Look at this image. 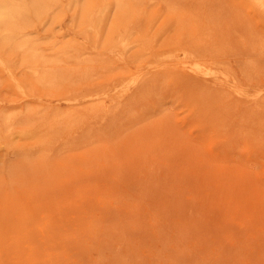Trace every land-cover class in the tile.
<instances>
[{
  "label": "rangeland",
  "instance_id": "1",
  "mask_svg": "<svg viewBox=\"0 0 264 264\" xmlns=\"http://www.w3.org/2000/svg\"><path fill=\"white\" fill-rule=\"evenodd\" d=\"M61 1L32 35L47 52H84V67L63 66L74 82L48 90L16 69L22 93L0 63V115L20 112L0 139V264H264V12L248 0H145L110 37L122 21L113 0H81L107 4L95 31ZM128 29L142 52L100 50ZM181 47L231 81L139 66L170 50L182 60ZM103 92L81 105L98 111L81 127L42 125L72 111L67 98Z\"/></svg>",
  "mask_w": 264,
  "mask_h": 264
},
{
  "label": "bare ground",
  "instance_id": "2",
  "mask_svg": "<svg viewBox=\"0 0 264 264\" xmlns=\"http://www.w3.org/2000/svg\"><path fill=\"white\" fill-rule=\"evenodd\" d=\"M144 1L145 0H113V5L116 6L117 10L121 14L122 21H120L121 24L119 26L113 29V32H110V37L115 33L117 28L122 27L121 25H127L129 22H131L130 19L135 15V12L139 9V7L143 4ZM162 1L165 3L166 1L169 2L168 0ZM248 1L254 7L264 12V0ZM61 2V0H0V63L7 70L12 79V82L15 83V86L20 91L23 90V85L22 81H19V78H17L18 76L16 75V69L28 75L29 83L35 87L41 86L48 90H59L65 85L74 82L70 80L71 73H68L66 70L63 69L64 65H68L67 63L72 61L75 63L74 65H76V69H78L80 66L84 67V65L82 64L86 61V58L84 57V52H79V49H76L78 51L74 50L73 52L69 44L56 45L54 48L50 49L49 52H47L42 42H40L37 38L32 35L34 21L42 22L47 19H56L58 17L57 11L60 8ZM101 4L103 3L101 2ZM101 4L98 10L93 11L92 6L89 3H86L85 6H81V0H67V5L69 8H71V10L74 11V16L79 20L81 24H85L92 31L97 30L98 22L100 21V19L104 18L102 15V11L107 6V4ZM110 6H112V4ZM107 12L109 14L110 11ZM103 20L104 19H102V22H104ZM135 34V32L128 29L124 34H121L113 44H109L108 40L105 41L104 39L103 41L105 42L101 45V47L100 45H98V43L94 46V49L99 50L100 47V50L104 52L105 50H109L115 55H124L130 50L136 51L134 55H136L137 53L139 54L140 52H142V49L139 47L137 48L136 42L138 39H133ZM95 37L97 38V36ZM106 37L107 35L105 36V38ZM151 45V42H149L148 45L143 48V50H147L151 47ZM181 50L182 51L180 55H183L182 60H176L175 58L178 57V54H175L174 50H170L167 54L162 55L159 61H157L159 57L155 58L154 60H152V58L146 59L145 61H143V63L139 64V66H142L145 62L156 66L154 67L155 69H159L161 66L166 65L168 69H179V71L187 73L188 75L200 77L201 79L209 83H215L220 85H224L228 81H231V77L226 73H220L216 69L202 65L196 59V56L193 55L189 48L181 47ZM163 57L169 59L167 60L168 62H164L162 60ZM139 58L141 57L135 58L136 64H138ZM188 59H190V61ZM95 61L93 60V62ZM71 68L72 67H70V69ZM132 77L133 78L130 82L131 87L136 86L140 81V75H135ZM86 80V75H83L79 79V83H83ZM106 80L107 79H105V81ZM13 90L15 89L13 88ZM124 92H127V90H125ZM238 92L241 93L240 91ZM105 95H107L106 92H103L101 94L90 93L87 95H83L81 100L76 97L67 98L66 101L70 102L69 105H74L72 111L66 113L64 116H55L54 118H51L49 120H44L42 122V125H45L52 129L54 127H59L65 124L66 127H71L70 129L72 130L77 129L81 127L80 125L82 123H84V118L86 116H90L92 114L94 115L98 112L94 108H88L85 114L82 113L80 111V107L81 105H83L84 101L89 103H93L96 101H105ZM27 113L28 117L32 114L33 116L34 114L38 115L39 112L28 110ZM103 113L105 117L108 114V111H104ZM19 114L20 112H9L7 114L0 115V139L5 137V135L9 134L10 131H12L17 126V122L15 121V119ZM24 123L25 128H21V135L25 139H31V131L34 124L31 122V120H26V122ZM39 128L41 127L39 126Z\"/></svg>",
  "mask_w": 264,
  "mask_h": 264
}]
</instances>
